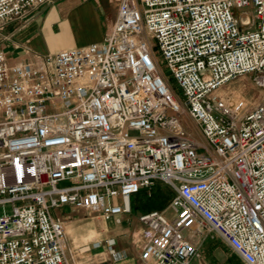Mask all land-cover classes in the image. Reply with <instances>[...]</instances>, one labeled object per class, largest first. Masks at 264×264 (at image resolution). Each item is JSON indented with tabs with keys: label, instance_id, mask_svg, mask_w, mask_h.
I'll return each mask as SVG.
<instances>
[{
	"label": "built area",
	"instance_id": "1",
	"mask_svg": "<svg viewBox=\"0 0 264 264\" xmlns=\"http://www.w3.org/2000/svg\"><path fill=\"white\" fill-rule=\"evenodd\" d=\"M53 2L0 0V42ZM117 15L102 41L33 64L0 48V264H67L64 207L120 224L156 182L172 197L138 217L139 258L190 264L204 235L264 264V0H118ZM246 74L255 107L215 94Z\"/></svg>",
	"mask_w": 264,
	"mask_h": 264
},
{
	"label": "crops",
	"instance_id": "2",
	"mask_svg": "<svg viewBox=\"0 0 264 264\" xmlns=\"http://www.w3.org/2000/svg\"><path fill=\"white\" fill-rule=\"evenodd\" d=\"M117 11L118 0H54L33 10L25 20L7 25L0 48L10 65L33 64L44 55L102 41L115 22ZM223 89L221 86L215 94ZM79 211L83 210L64 207L60 211L67 264H154L139 258V246L147 228L138 220L133 226L123 225L129 215L125 214L119 216L120 224H115L88 212V217L81 219ZM201 254L199 249V257L190 264H200Z\"/></svg>",
	"mask_w": 264,
	"mask_h": 264
},
{
	"label": "rangeland",
	"instance_id": "3",
	"mask_svg": "<svg viewBox=\"0 0 264 264\" xmlns=\"http://www.w3.org/2000/svg\"><path fill=\"white\" fill-rule=\"evenodd\" d=\"M147 41L153 48L160 74L168 79L170 86L177 94L178 100L182 101L183 94L181 93L180 89L177 88L175 81L169 74L167 67L160 58L157 44L152 39V37L149 36L147 37ZM44 57H42V59H44ZM223 88L224 89L221 92L216 93L217 96L221 97L227 102L242 100L246 103V109L252 108L262 99V91L259 88L257 89L254 87L252 84V75L250 74L229 80L228 83L223 85ZM234 95H238V97H241L242 99L234 97ZM180 119L182 122V127L187 133L191 134L197 142H204L202 135L199 134L197 128L190 119L186 118L184 115ZM150 191L152 197L147 196V192L144 190H141L138 194L131 196V213H129L128 219L123 222V225L127 223L133 226L137 223L138 217L141 213L147 212L149 210L155 211L158 209H163V206L159 204L157 195L162 194L167 196L172 193L160 182H156ZM167 205L164 207V209L167 207ZM165 211L167 216L171 217L173 215V212L169 209ZM78 214L81 219H86L88 217L87 213L84 211H79ZM186 234H188V230L184 232L185 236ZM198 241V245L200 246V249H202V257L200 260L197 259V261H200V264H243L240 259L236 255L232 254V252L220 240H216L215 238H211L209 236L204 237V235H202V238H200Z\"/></svg>",
	"mask_w": 264,
	"mask_h": 264
},
{
	"label": "trees",
	"instance_id": "4",
	"mask_svg": "<svg viewBox=\"0 0 264 264\" xmlns=\"http://www.w3.org/2000/svg\"><path fill=\"white\" fill-rule=\"evenodd\" d=\"M157 196H158L159 204H161L163 206V209H164V207L169 203L170 198L172 197V193H170L167 196L162 195V194H159ZM151 197H152V195H151ZM158 207H160V206H158ZM158 210H162V209H158ZM149 211H153V210H149Z\"/></svg>",
	"mask_w": 264,
	"mask_h": 264
},
{
	"label": "bare ground",
	"instance_id": "5",
	"mask_svg": "<svg viewBox=\"0 0 264 264\" xmlns=\"http://www.w3.org/2000/svg\"><path fill=\"white\" fill-rule=\"evenodd\" d=\"M231 98H233V97H231ZM236 101H237V100H236ZM236 101H232V102H229V101H228V103H231V104H232V103H234V102H236Z\"/></svg>",
	"mask_w": 264,
	"mask_h": 264
}]
</instances>
